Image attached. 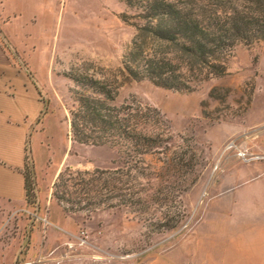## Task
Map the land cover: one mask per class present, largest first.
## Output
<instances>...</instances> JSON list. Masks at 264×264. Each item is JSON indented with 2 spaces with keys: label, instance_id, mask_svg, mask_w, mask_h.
Returning <instances> with one entry per match:
<instances>
[{
  "label": "rangeland",
  "instance_id": "rangeland-1",
  "mask_svg": "<svg viewBox=\"0 0 264 264\" xmlns=\"http://www.w3.org/2000/svg\"><path fill=\"white\" fill-rule=\"evenodd\" d=\"M125 7L121 0H33L16 13L17 23L26 24L30 49V57L18 61L40 88L44 108L28 138L34 169L27 170L37 201L9 212L0 225V254L18 248L14 264H146L200 219L199 227H205L214 211L208 199L217 190L264 192V40H259L237 44L226 74L188 93L146 80L120 82L114 104L141 101L159 109L170 143L179 144L182 136L198 155L199 177L182 196L186 216L177 228L149 234L124 209L64 212L54 195L60 193L53 187L57 174L65 166L111 170L119 157L116 148L71 140L68 118L75 102L65 74L77 70L121 81L122 54L134 33L120 19ZM228 212L238 218L229 222L241 224L239 218L254 210L229 207ZM51 247L57 248L52 255ZM53 256L58 258L47 260Z\"/></svg>",
  "mask_w": 264,
  "mask_h": 264
},
{
  "label": "trees",
  "instance_id": "trees-1",
  "mask_svg": "<svg viewBox=\"0 0 264 264\" xmlns=\"http://www.w3.org/2000/svg\"><path fill=\"white\" fill-rule=\"evenodd\" d=\"M120 19L133 37L117 78H96L77 70L65 74L75 106L69 112L72 141L117 149L111 170L65 166L53 187L64 212L124 209L148 233L177 228L185 219L182 196L199 177L198 155L181 137L173 146L159 109L138 101L114 104L120 82L146 80L188 93L212 77L226 74L227 60L239 43L264 40V0H121ZM216 88L209 92L214 97ZM25 167V202L36 203V189Z\"/></svg>",
  "mask_w": 264,
  "mask_h": 264
},
{
  "label": "crops",
  "instance_id": "crops-1",
  "mask_svg": "<svg viewBox=\"0 0 264 264\" xmlns=\"http://www.w3.org/2000/svg\"><path fill=\"white\" fill-rule=\"evenodd\" d=\"M32 1L0 0V33L6 39L0 35V225L9 212L26 206L28 138L37 130L44 108L40 88L29 69L18 61L20 57L29 58L30 49L26 44L28 31L22 28L26 24L17 23L15 17L26 11ZM208 206L214 211L205 227H199L200 219L189 233L146 264H264V192L217 190L209 197ZM229 207L253 208L254 213L240 217L243 223L237 224L229 222L232 217L238 221L228 212ZM48 249L50 254L57 248ZM10 250L0 254V264H14L18 248L12 245Z\"/></svg>",
  "mask_w": 264,
  "mask_h": 264
},
{
  "label": "water",
  "instance_id": "water-1",
  "mask_svg": "<svg viewBox=\"0 0 264 264\" xmlns=\"http://www.w3.org/2000/svg\"><path fill=\"white\" fill-rule=\"evenodd\" d=\"M0 35H1V37L4 39V40H6L5 39V37L0 33ZM13 52H15V50L13 49ZM28 152H29V161H30V165H31V169H32V171H33V169H34V165H33V162H32V160H31V156H30V149L28 150ZM34 173V172H33ZM32 173V174H33ZM34 178V177H33Z\"/></svg>",
  "mask_w": 264,
  "mask_h": 264
},
{
  "label": "built area",
  "instance_id": "built-area-1",
  "mask_svg": "<svg viewBox=\"0 0 264 264\" xmlns=\"http://www.w3.org/2000/svg\"><path fill=\"white\" fill-rule=\"evenodd\" d=\"M80 240L84 241L83 238H80Z\"/></svg>",
  "mask_w": 264,
  "mask_h": 264
}]
</instances>
